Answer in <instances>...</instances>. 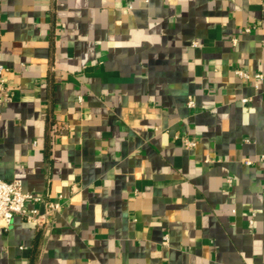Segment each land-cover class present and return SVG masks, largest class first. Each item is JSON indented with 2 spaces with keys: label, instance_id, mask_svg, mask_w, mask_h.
Here are the masks:
<instances>
[{
  "label": "crops",
  "instance_id": "crops-1",
  "mask_svg": "<svg viewBox=\"0 0 264 264\" xmlns=\"http://www.w3.org/2000/svg\"><path fill=\"white\" fill-rule=\"evenodd\" d=\"M0 66V180L58 205L0 264H264V0H0Z\"/></svg>",
  "mask_w": 264,
  "mask_h": 264
},
{
  "label": "built area",
  "instance_id": "built-area-1",
  "mask_svg": "<svg viewBox=\"0 0 264 264\" xmlns=\"http://www.w3.org/2000/svg\"><path fill=\"white\" fill-rule=\"evenodd\" d=\"M235 44V40H233ZM6 70L0 66V104L6 102L10 96V89L6 85L3 74ZM235 74L242 78H248L241 71H235ZM255 78H260L256 75ZM243 99L242 102H245ZM191 106V103H189ZM184 144L188 147H193L194 142L185 139ZM34 200L32 195L24 192L21 182L18 180L2 181L0 180V229H8L12 223L14 216L23 218L28 223H36L40 217L49 219L58 210V205L54 203H45L44 212L40 217H35L36 210H29L26 207L28 201ZM37 200V199H36ZM40 201V199H38ZM165 239L163 243H165Z\"/></svg>",
  "mask_w": 264,
  "mask_h": 264
}]
</instances>
